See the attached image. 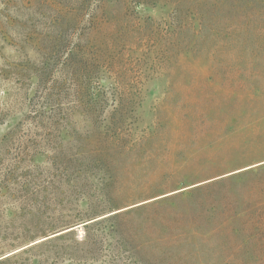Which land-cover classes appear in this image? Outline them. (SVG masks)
<instances>
[{
	"label": "rangeland",
	"instance_id": "obj_1",
	"mask_svg": "<svg viewBox=\"0 0 264 264\" xmlns=\"http://www.w3.org/2000/svg\"><path fill=\"white\" fill-rule=\"evenodd\" d=\"M0 264H264V0H0Z\"/></svg>",
	"mask_w": 264,
	"mask_h": 264
}]
</instances>
